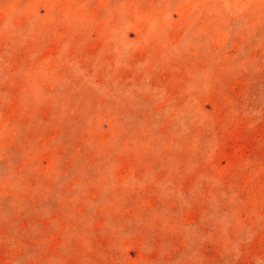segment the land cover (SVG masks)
<instances>
[{
    "label": "rangeland",
    "instance_id": "1",
    "mask_svg": "<svg viewBox=\"0 0 264 264\" xmlns=\"http://www.w3.org/2000/svg\"><path fill=\"white\" fill-rule=\"evenodd\" d=\"M0 264H264V0H0Z\"/></svg>",
    "mask_w": 264,
    "mask_h": 264
}]
</instances>
